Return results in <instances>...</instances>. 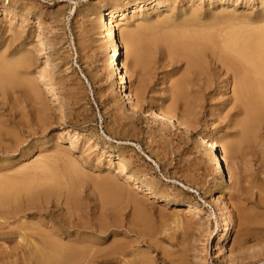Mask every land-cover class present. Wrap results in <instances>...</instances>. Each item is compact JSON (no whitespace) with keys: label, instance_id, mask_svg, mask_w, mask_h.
I'll return each instance as SVG.
<instances>
[{"label":"rangeland","instance_id":"374dc122","mask_svg":"<svg viewBox=\"0 0 264 264\" xmlns=\"http://www.w3.org/2000/svg\"><path fill=\"white\" fill-rule=\"evenodd\" d=\"M126 1L0 0V51H15L14 57L27 54L34 74L47 65L40 47L43 32L37 16L41 17L54 58L49 73L65 111L44 91L47 114L38 128V104L31 91L16 80L0 88V173L5 168L14 173L55 147L65 149L77 130V144L69 153L82 171L75 185L77 207L65 209L67 189L62 188L48 201L49 215L37 214L30 220L83 224L75 231L94 247L93 264H131L138 259L147 264H264V128L255 142L240 140L238 123L244 114L231 83L223 89L227 78L230 82L232 78L222 61L206 54L200 64L185 68V60L154 40L150 30L143 38L134 30L129 59L134 57L136 66L123 70L126 88L133 93L140 81L143 84L139 101L133 96L136 107L132 108L114 85L109 59L114 45L103 49L98 26L105 8ZM25 8L30 13H24ZM141 10L157 22L159 32L192 15L212 30L241 29L244 24L253 29L263 23L264 0H165L163 6L152 3ZM116 34L119 40V30ZM119 50L123 66L126 52ZM184 76L189 80L187 91L178 97L176 82ZM38 86L43 90L41 82ZM176 98L180 103L176 112L191 121L187 130L165 126L149 115L152 106H168ZM206 124L217 138L225 135L239 145L234 154L224 151L227 180H219L207 164L197 137ZM123 156L130 165L121 172L117 161ZM132 172L154 183L169 201L141 190L145 189L141 182L128 183L126 173ZM107 176L115 177L136 199L114 210L117 216L96 186ZM226 206L232 219L228 231ZM19 224L11 221L0 230L17 229ZM8 239L15 246L14 236ZM116 246L122 248L120 255L112 249Z\"/></svg>","mask_w":264,"mask_h":264},{"label":"bare ground","instance_id":"6f19581e","mask_svg":"<svg viewBox=\"0 0 264 264\" xmlns=\"http://www.w3.org/2000/svg\"><path fill=\"white\" fill-rule=\"evenodd\" d=\"M164 2L165 0H128L122 5L116 4L111 8H105L99 14L98 26L99 32L103 35V49L106 50L109 45H114V54L109 59L113 65L116 89L123 91V97L132 108L136 107L133 96L135 94L139 101L143 84L140 81L133 93L132 88H126L127 78L123 70L124 67L126 70H134L136 66L134 57L129 59L134 30L138 29L137 34L139 33L142 38L150 30L154 40L166 44L170 50L185 60V68L200 64L206 54H211L213 58L222 61L224 70L232 78L231 82L227 78L223 89L231 83L235 101L239 103L244 114L238 123L237 136L242 141L255 142L259 137V131L264 128V19L261 25H254L253 29H249L248 25L244 24L245 27L241 29L228 27L212 30L211 26L197 21L196 15H192L191 18L182 19L179 23L171 24L167 30L159 32L156 31L157 22L148 18V13L141 9L152 3L163 6ZM192 6L188 8L192 9ZM24 11L30 13V8H25ZM37 21L40 31L43 32L40 47L45 54L46 68L34 74L32 59L27 54L14 57L15 51L2 50L0 51V88L16 80L29 89L32 100L38 104L35 121L38 128H42L47 114L44 91L51 101L58 105L62 113L65 111L49 73L54 58L48 46L47 29L39 15ZM116 30H119V40ZM118 41L121 42V46ZM120 47L126 52V58L122 59L123 66L118 59V55L119 58L121 57ZM20 52L16 51V53ZM188 81L184 76L176 82L178 97L184 96ZM38 82L44 85L43 90L39 88ZM179 104L176 98L168 106L158 105L155 108L152 106L149 115L151 118L160 119L165 126L187 130L191 121L187 116H180L176 112ZM152 109L156 111L155 114ZM79 134L80 132L75 130L74 134L70 135L69 144L65 146V149L55 147L48 156L40 154L35 160L23 165L14 173L5 172L7 168L0 173V226L11 221L20 223L17 229L5 232L0 230V264H93L94 247L76 232L83 224L73 225L63 219H57L58 222L29 219L34 215L44 214L49 207L48 201L51 196L58 195L62 188L67 189V193L64 192L66 194L65 209L77 207L79 199L75 193V185L81 180L82 171L77 159L69 153L70 148L77 144L74 136ZM197 137L213 175L219 180H227L228 171L223 160L224 151L234 154L238 149V143H230L225 135L217 138L207 124ZM89 140L91 141V138ZM104 146L110 147L107 142ZM109 155L114 154L110 151ZM119 155L120 153L117 154ZM129 165L130 161L125 156L117 161V168L121 172L126 171ZM59 166L64 168L58 169ZM126 177L128 183L141 182L145 186V189L141 187V190L152 193L161 200L169 201L168 198L161 196L157 186L145 177L136 172L126 173ZM229 177H231L230 173ZM96 186L114 216L116 215L114 210L136 202L130 190L125 189L115 177L107 176L96 181ZM188 206L197 209L190 202ZM218 209L221 214L222 207L219 206ZM226 209L225 230L228 231L232 219L227 206ZM50 214L53 216L52 213ZM48 215L49 213L46 214ZM10 236H14L15 246L13 247L7 243ZM117 247L112 249H118ZM121 250L122 248L114 252L120 255ZM117 259L124 262V259L120 260V257ZM131 264H147V262L138 259Z\"/></svg>","mask_w":264,"mask_h":264}]
</instances>
